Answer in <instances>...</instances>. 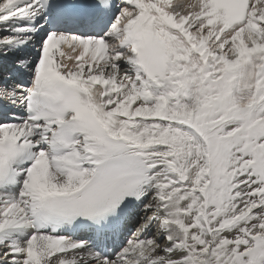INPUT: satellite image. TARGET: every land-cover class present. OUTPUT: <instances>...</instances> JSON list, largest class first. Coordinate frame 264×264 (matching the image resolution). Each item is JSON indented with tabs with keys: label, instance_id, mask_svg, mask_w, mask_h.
Here are the masks:
<instances>
[{
	"label": "snow or ice",
	"instance_id": "1",
	"mask_svg": "<svg viewBox=\"0 0 264 264\" xmlns=\"http://www.w3.org/2000/svg\"><path fill=\"white\" fill-rule=\"evenodd\" d=\"M0 264H264V0H0Z\"/></svg>",
	"mask_w": 264,
	"mask_h": 264
}]
</instances>
